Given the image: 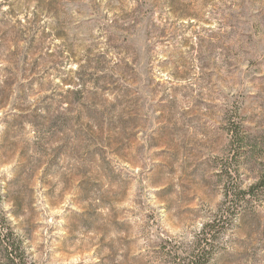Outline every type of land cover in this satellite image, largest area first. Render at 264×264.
Returning <instances> with one entry per match:
<instances>
[{"label":"rangeland","instance_id":"rangeland-1","mask_svg":"<svg viewBox=\"0 0 264 264\" xmlns=\"http://www.w3.org/2000/svg\"><path fill=\"white\" fill-rule=\"evenodd\" d=\"M260 177L264 0H0L22 264H186L209 222L205 264H264Z\"/></svg>","mask_w":264,"mask_h":264},{"label":"trees","instance_id":"trees-1","mask_svg":"<svg viewBox=\"0 0 264 264\" xmlns=\"http://www.w3.org/2000/svg\"><path fill=\"white\" fill-rule=\"evenodd\" d=\"M233 141H235L236 146L241 147V143L244 141V136L242 132L238 129L234 130L232 135ZM264 177H260L258 181L252 184L248 190L243 191V194H250L253 192V188L263 185ZM228 192H226V195ZM207 229L202 231V236L198 243L194 246L192 251L188 253L183 259H185L186 264H205L209 259L210 252V242L212 239L213 223L209 222L205 225ZM213 229V230H212ZM0 242L5 250V257L10 262V264H22L24 260V255L21 252L17 254V251L21 249V240L14 234L7 218L0 213ZM17 261V262H15Z\"/></svg>","mask_w":264,"mask_h":264}]
</instances>
